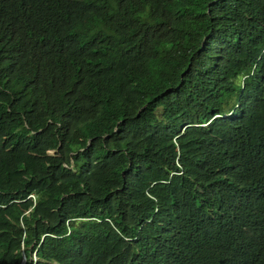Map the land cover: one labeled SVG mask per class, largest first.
Returning <instances> with one entry per match:
<instances>
[{"label": "trees", "instance_id": "16d2710c", "mask_svg": "<svg viewBox=\"0 0 264 264\" xmlns=\"http://www.w3.org/2000/svg\"><path fill=\"white\" fill-rule=\"evenodd\" d=\"M263 46L264 0H0V264L32 246L39 264L149 262L193 225L210 228L187 264L241 244L264 264V215L254 238L204 218L242 194L193 165L205 136L264 141V57L245 78ZM179 166L220 204L158 184Z\"/></svg>", "mask_w": 264, "mask_h": 264}, {"label": "clouds", "instance_id": "9594fccd", "mask_svg": "<svg viewBox=\"0 0 264 264\" xmlns=\"http://www.w3.org/2000/svg\"><path fill=\"white\" fill-rule=\"evenodd\" d=\"M263 57L264 46L251 75L245 78L255 75ZM202 125V129L208 128L209 122ZM245 140L247 142V136H245ZM202 141L203 147L193 162V165L198 167V171L194 172L220 173L223 178L228 180L229 185L225 187L226 191L242 194L237 198L235 206L228 207L225 213L209 210L203 214L204 218H210L213 221L218 219L235 221L243 225L242 233L246 237L254 238V231L248 225H252L259 216L264 215V141L246 144L245 148L236 138L229 135L211 134L205 136ZM185 171L179 166V170L171 171L168 177L160 180L158 184L166 185V188L169 187L168 191L173 190L179 197H190L191 204L200 202L202 196L204 202H212V205H204L202 208L196 206L198 211L220 204L219 195L213 192V188L217 186L214 180L200 182L194 178L190 184L184 177ZM241 171L248 174L249 184L237 185L236 178H239ZM179 182L182 184L180 188H177ZM208 228L210 227L193 225L185 227V230L178 235L172 233V240L176 246L175 252L156 247L153 243L149 262H139V264H187L181 258L182 255L193 259L202 253L206 248L209 233H204V231ZM140 239L143 241L144 237L140 236ZM259 253H262L259 249L241 244V247L237 246L226 253L222 264H257L258 258L262 257ZM40 258L37 249L33 251L32 246L27 255H23L21 264H39Z\"/></svg>", "mask_w": 264, "mask_h": 264}]
</instances>
